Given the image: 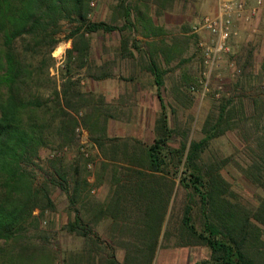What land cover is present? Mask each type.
<instances>
[{
	"label": "trees",
	"instance_id": "obj_1",
	"mask_svg": "<svg viewBox=\"0 0 264 264\" xmlns=\"http://www.w3.org/2000/svg\"><path fill=\"white\" fill-rule=\"evenodd\" d=\"M92 1L0 0V264H54L52 230L45 225V212L54 208L51 185L65 192L73 213L64 229L84 239L82 248L72 251L65 264H153L177 178L188 192L180 234L191 241L183 243H204L210 249L208 258L193 264H264V200L254 209L233 202L220 174L225 159H204L213 138L234 130L246 155L244 166L235 164L264 187V65L260 81L250 85L258 92L246 95L248 105L244 93L224 92L214 112L206 117L202 136L189 138L186 129L178 145L172 146L169 140L178 129L169 125L160 92L162 71L154 53L136 45L146 58L145 68L154 77L161 106L154 139L146 144L137 137L109 136L107 120L115 117L111 105L106 108L103 101H94L91 93L86 95L74 87L76 82L70 78L59 88L54 86L47 97L40 89L48 80L46 68L62 21L73 24L67 35L72 48L67 52H76L73 56L80 67L86 65L89 34L118 30L120 57L134 56L123 32L136 30V19L147 30L143 36L154 34L148 31L152 25L139 7L133 19L131 6L122 1V25H117L91 19ZM163 56L168 57L166 51ZM110 75L105 71L93 78ZM122 102L118 100L119 106ZM80 123L101 156L97 167L109 171L110 189L103 204L89 197L91 183L87 174H82L85 163L82 170L78 164L66 168L56 155L48 159L43 179L37 181L40 151L49 144L48 137L59 134L63 143H71ZM104 216L110 217L117 234L113 242L119 243L100 241L95 225ZM115 245L124 250L123 261L116 258Z\"/></svg>",
	"mask_w": 264,
	"mask_h": 264
},
{
	"label": "rangeland",
	"instance_id": "obj_2",
	"mask_svg": "<svg viewBox=\"0 0 264 264\" xmlns=\"http://www.w3.org/2000/svg\"><path fill=\"white\" fill-rule=\"evenodd\" d=\"M124 2L131 6V17H136V7L149 18L148 31L154 32L153 35L143 36L142 32L147 31L141 26L139 19L135 20L137 29H126L123 32L128 37V46L133 51L134 56L120 57L118 49L121 41V33L118 30L111 32L98 31L88 35L89 49L86 58V65L79 66L78 60L72 54L67 52L72 48V39H68L73 24L62 21L60 32L57 34L58 42L56 43L46 68L48 80L43 82L42 93L47 97L54 86L59 85L70 78L75 81L74 87H77L83 93L91 96L94 101H103L104 105H111L110 108L118 119L126 118L129 114L124 111L125 104L135 99L131 95H123L117 98L118 91L123 92L125 77L131 75L132 72H141L143 85L153 82V75L145 68L146 58L142 52L135 49V46L141 47L154 53L157 63L162 71L163 85L161 86V94L164 98L165 108L169 114V125L178 129L169 140V144L177 146L182 133L189 129V138L198 139L202 136L201 128L208 115L214 112V107L219 104V97L214 95L213 81L208 85V90L204 95L201 94L202 87L199 84L201 77V63L196 49L194 35L188 33L192 22L199 19L205 11V3L203 0H93L91 2L90 17L94 20H102L117 25H122L120 3ZM122 2V3H123ZM251 4V0H247ZM255 16L256 27H264V0L261 9ZM254 16H252L253 18ZM139 21V22H138ZM187 27V28H185ZM185 30V31H180ZM184 32V34H183ZM183 35V36H181ZM185 37V38H184ZM187 37V38H186ZM257 41V42H256ZM176 46V49L174 47ZM178 50L180 52L178 53ZM163 51L168 54L164 58ZM178 53L176 56L170 57L172 53ZM236 66L240 67V72H234L227 66V62L223 65L222 82L224 89L230 94H255L258 89L251 88L250 85H257L260 81L261 68L264 65V44L263 39L252 41H242L235 52L230 56ZM243 69V71H241ZM111 72L109 77L94 79L93 76L101 72ZM236 82H240L237 85ZM243 85V86H241ZM194 86L193 90L191 87ZM243 87V90H241ZM129 90V89H128ZM106 91H112L111 96L106 95ZM105 93V96L102 94ZM146 102H152V97L144 95ZM90 96H86L89 99ZM123 101L120 105L123 108H114L115 102ZM245 103L248 105L249 98L244 97ZM114 106V107H113ZM159 111L156 112V117ZM82 113H77L78 119H81ZM114 117V118H115ZM80 122V121H79ZM100 123V122H99ZM125 129H120L124 132ZM138 131V130H137ZM49 144L40 151L41 161L37 168V181L40 182L42 172L48 167V159L56 155L62 158L66 168H71L76 164L82 166L86 164V169L82 174H87L90 178L94 169L99 166L97 159V150L90 141H88V132L79 124L76 129L75 139L71 143H63L59 134L48 137ZM241 141L234 130H227L224 134L213 138L205 150V160L209 162H221L225 159V164L220 169V174L226 181L227 194L233 202H237L250 209L258 206L261 200H264V187L255 184L235 162L241 166L246 164V155L243 152ZM235 161V162H234ZM89 186V197L98 203H106L103 197L108 196V191L103 189L100 192H93L92 182ZM51 197L54 201V208L45 212L46 226H50L51 247L55 252L56 259L54 264H65V258H69L70 253L79 251L84 239L80 236L70 234L64 229V225L73 217L68 209V200L65 192L57 186L51 185ZM188 192L178 184L171 196L169 206L167 208L165 220L161 227V233L158 238V244L153 258V264H193L210 256V249L204 243L184 244L183 242L191 241L186 234H180V221L183 211V205L187 201ZM196 224L199 226V220L195 218ZM95 231L102 243H112L116 237V232L112 230L110 225V217L104 216L100 222L95 225ZM118 240L113 243L116 244ZM119 243V241H118ZM115 256L119 261L124 259V250L115 245Z\"/></svg>",
	"mask_w": 264,
	"mask_h": 264
},
{
	"label": "crops",
	"instance_id": "obj_3",
	"mask_svg": "<svg viewBox=\"0 0 264 264\" xmlns=\"http://www.w3.org/2000/svg\"><path fill=\"white\" fill-rule=\"evenodd\" d=\"M205 3V11L204 13L208 11L214 12L217 6V0H203ZM247 1V0H246ZM253 0H251L252 2ZM251 4H248V15L249 19L241 20L238 23L239 28V38L237 39V47L240 45L242 41H252V40H258V38L263 39L264 44V27L259 26L256 27V19L255 16H259L258 13L261 9V6L258 9V12L253 14L250 10ZM203 13V14H204ZM252 16H254L252 18ZM194 20L192 24L189 27V31L187 34L191 32V34L195 35V38L197 37V34L192 32V26L198 21ZM187 28V27H185ZM185 31V30H180ZM184 34V32H183ZM257 42V41H256ZM147 46V45H141ZM142 73L141 72H132L131 75H128V77L124 78V81L126 82L123 87V92L116 93L117 98H119L121 95H133L135 96L134 101L130 100L129 103L125 104V108L119 106L118 101H111L115 102V106H119L120 108H123L124 110H127L129 114L126 115V118L118 119V118H109L107 120V134L109 136H120V137H137L142 139L146 144H151L154 139V125H155V119H156V112L161 110L160 101L157 96V87L153 82L148 83V85H143V81L141 79ZM111 78V77H107ZM129 89V90H128ZM161 90V89H160ZM112 91L108 92L106 91V95L111 96ZM105 96V93H102ZM149 94L152 97V102H146L144 99V95ZM110 102V100L108 101ZM110 102V103H111ZM124 128V132H120V129ZM138 130V131H137ZM95 146V145H94ZM96 148V146H95ZM97 150V159L101 160V156L99 154L98 149ZM109 171L105 170L100 167H96L94 171L92 172V175L90 178H88V181L90 180L92 182L93 189L91 191L100 192L105 189L109 193L110 189V183H109ZM108 197V196H107ZM107 197H103V199H106Z\"/></svg>",
	"mask_w": 264,
	"mask_h": 264
},
{
	"label": "built area",
	"instance_id": "obj_4",
	"mask_svg": "<svg viewBox=\"0 0 264 264\" xmlns=\"http://www.w3.org/2000/svg\"><path fill=\"white\" fill-rule=\"evenodd\" d=\"M263 0H253L250 10L253 14L258 12ZM248 2L246 0H217L214 12L204 13L192 26V32L197 34L196 49L201 63V77L199 84L201 94L208 90V85L216 81L214 85L216 97L226 92L222 82L223 65L227 62L230 70L239 73L238 68L230 56L235 52L237 39L239 38L238 23L248 20ZM193 90L194 86L191 87Z\"/></svg>",
	"mask_w": 264,
	"mask_h": 264
}]
</instances>
